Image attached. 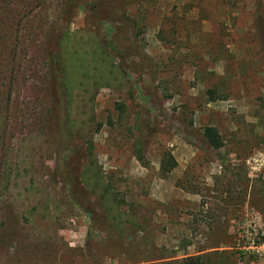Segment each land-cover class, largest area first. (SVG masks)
<instances>
[{
    "label": "rangeland",
    "instance_id": "rangeland-1",
    "mask_svg": "<svg viewBox=\"0 0 264 264\" xmlns=\"http://www.w3.org/2000/svg\"><path fill=\"white\" fill-rule=\"evenodd\" d=\"M190 257L264 264V0H0V264Z\"/></svg>",
    "mask_w": 264,
    "mask_h": 264
},
{
    "label": "trees",
    "instance_id": "trees-1",
    "mask_svg": "<svg viewBox=\"0 0 264 264\" xmlns=\"http://www.w3.org/2000/svg\"><path fill=\"white\" fill-rule=\"evenodd\" d=\"M205 139L207 140L209 146L213 149L219 150L224 146V142L215 127H207L204 131ZM165 168V167H164ZM171 168H166V173L170 172ZM201 257H190L185 260V264H202Z\"/></svg>",
    "mask_w": 264,
    "mask_h": 264
}]
</instances>
